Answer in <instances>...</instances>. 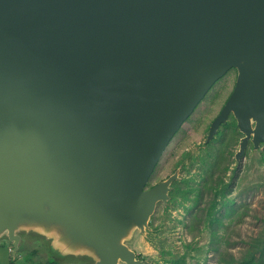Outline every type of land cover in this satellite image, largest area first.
I'll use <instances>...</instances> for the list:
<instances>
[{
  "label": "water",
  "instance_id": "obj_1",
  "mask_svg": "<svg viewBox=\"0 0 264 264\" xmlns=\"http://www.w3.org/2000/svg\"><path fill=\"white\" fill-rule=\"evenodd\" d=\"M232 114L264 144V0H0V240L63 258L150 264L146 234L178 172L148 187L182 124L230 69ZM264 150V145L261 147Z\"/></svg>",
  "mask_w": 264,
  "mask_h": 264
},
{
  "label": "rangeland",
  "instance_id": "obj_2",
  "mask_svg": "<svg viewBox=\"0 0 264 264\" xmlns=\"http://www.w3.org/2000/svg\"><path fill=\"white\" fill-rule=\"evenodd\" d=\"M234 82L235 72L230 71L211 87L171 140L148 182L152 186L178 172L170 199L157 205L150 230L146 234L136 231L127 242L150 264H241L247 249L255 250L249 254L260 259L255 264H264V243L256 242L264 234V153L248 147L237 164L241 134L233 125L220 127L208 145L205 143L209 122L231 94ZM233 120L230 116L227 122ZM219 152L225 173L223 165L213 168ZM220 179L218 191H211L208 185ZM198 201L203 212L196 216ZM221 201L228 204L222 206ZM250 244L257 248L250 249ZM0 245L12 248L4 238ZM17 255L30 264H91L60 257L46 239L28 233H22Z\"/></svg>",
  "mask_w": 264,
  "mask_h": 264
},
{
  "label": "trees",
  "instance_id": "obj_3",
  "mask_svg": "<svg viewBox=\"0 0 264 264\" xmlns=\"http://www.w3.org/2000/svg\"><path fill=\"white\" fill-rule=\"evenodd\" d=\"M230 125H233V127H235V132H238L239 130H238V128H237V126H236V121H234L233 120V123L232 124H229L228 122H226L225 124H223L222 126H223V128H225L226 126H230ZM227 127V128H228ZM220 132H222V131H220ZM234 132V133H235ZM234 137H235V135H234ZM224 159H225V157H223ZM224 161V160H223ZM223 161H221V158H220V152L218 153V155H217V157H216V160H215V162H214V164H213V168H218V165L220 166H222L223 165V163L225 162H223ZM224 166V165H223ZM225 169H226V166H224L223 168H222V170H223V173H225ZM207 180H205L204 182H206ZM222 181V179H220L216 184H211V185H208V187L210 188V190L212 191V190H215V191H218V189H219V184H220V182ZM176 182V181H175ZM148 187H150V186H148ZM186 191H187V193H188V190L186 189ZM223 195H224V193H223ZM184 196H186V195H184ZM225 196V195H224ZM199 197L201 198V192H200V194H199ZM185 199V198H184ZM223 204V205H222ZM228 204V202H224V201H221V203H220V205H222V206H226ZM194 210H195V212H198V213H196V216H199V215H201L202 214V212H203V208L201 207V204H200V201H198L196 204H195V206H194ZM256 242L257 243H264V234L262 233V236L258 239V240H256ZM251 245V248L250 249H252V248H254V247H256L257 248V244H250ZM249 251H251V252H253V251H255V250H249V249H247V252H246V254H245V257H244V259L242 260V262H241V264H255V263H260V259H256V257L254 256V255H252V254H249ZM33 253H35V251L33 252ZM141 256L140 255H138V258H140ZM13 262V261H12ZM11 262V263H12ZM44 264H58L57 262H55V261H47V262H45Z\"/></svg>",
  "mask_w": 264,
  "mask_h": 264
},
{
  "label": "crops",
  "instance_id": "obj_4",
  "mask_svg": "<svg viewBox=\"0 0 264 264\" xmlns=\"http://www.w3.org/2000/svg\"><path fill=\"white\" fill-rule=\"evenodd\" d=\"M11 249L12 248L9 246L0 245V264H30L24 260L22 255H17L16 258L13 259Z\"/></svg>",
  "mask_w": 264,
  "mask_h": 264
},
{
  "label": "flooded vegetation",
  "instance_id": "obj_5",
  "mask_svg": "<svg viewBox=\"0 0 264 264\" xmlns=\"http://www.w3.org/2000/svg\"><path fill=\"white\" fill-rule=\"evenodd\" d=\"M230 71H233V72H235V82H234V86H235V83H236V79H237V70L236 69H234V68H232V69H230L227 73H229ZM226 73V74H227ZM225 74V75H226ZM224 75V76H225ZM234 86H233V89H234ZM233 91V90H232ZM232 91H231V93H232ZM231 94H229V96H230ZM229 96L227 97V99L229 98ZM227 99L225 100V102H224V104H223V106L225 105V103H226V101H227ZM223 106L220 108V110L218 111V113L211 119V121L209 122L210 124H209V128H210V125H211V123L213 122V120L217 117V115L220 113V111H221V109L223 108ZM230 116H233L232 114H230L229 115V117ZM234 118V117H233ZM187 122V121H186ZM225 124V123H224ZM223 125V124H222ZM222 125L220 126V127H222ZM236 126H237V124H236ZM208 133H209V131H208ZM241 134V133H240ZM241 137H242V134H241ZM241 137H240V139H241ZM207 139V138H206ZM240 139H239V142H240ZM206 143V142H205ZM207 144V143H206ZM208 145V144H207ZM264 144L263 143H260V147L257 149V150H260V151H262L263 153H264V150H262L261 149V147L263 146ZM248 147H252L253 149H254V146H253V143L251 142V140L249 141V143H248V146H247V148ZM238 148H239V143H238ZM255 150V149H254ZM155 185V184H154ZM153 186V185H152ZM152 186H150V187H152Z\"/></svg>",
  "mask_w": 264,
  "mask_h": 264
},
{
  "label": "clouds",
  "instance_id": "obj_6",
  "mask_svg": "<svg viewBox=\"0 0 264 264\" xmlns=\"http://www.w3.org/2000/svg\"><path fill=\"white\" fill-rule=\"evenodd\" d=\"M12 250V249H11Z\"/></svg>",
  "mask_w": 264,
  "mask_h": 264
}]
</instances>
